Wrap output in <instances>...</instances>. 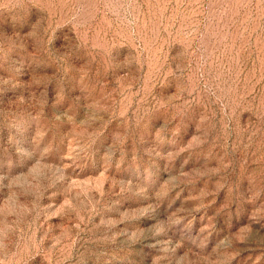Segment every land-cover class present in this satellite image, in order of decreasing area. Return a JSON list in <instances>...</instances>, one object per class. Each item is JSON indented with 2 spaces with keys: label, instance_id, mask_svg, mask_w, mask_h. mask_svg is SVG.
I'll return each mask as SVG.
<instances>
[{
  "label": "rangeland",
  "instance_id": "1",
  "mask_svg": "<svg viewBox=\"0 0 264 264\" xmlns=\"http://www.w3.org/2000/svg\"><path fill=\"white\" fill-rule=\"evenodd\" d=\"M0 264H264V0H0Z\"/></svg>",
  "mask_w": 264,
  "mask_h": 264
}]
</instances>
